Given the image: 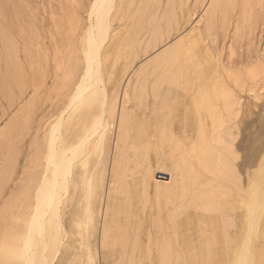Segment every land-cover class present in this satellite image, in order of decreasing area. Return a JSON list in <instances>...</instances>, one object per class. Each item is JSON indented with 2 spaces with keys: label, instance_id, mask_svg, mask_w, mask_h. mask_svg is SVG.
I'll return each instance as SVG.
<instances>
[{
  "label": "bare ground",
  "instance_id": "6f19581e",
  "mask_svg": "<svg viewBox=\"0 0 264 264\" xmlns=\"http://www.w3.org/2000/svg\"><path fill=\"white\" fill-rule=\"evenodd\" d=\"M252 2L93 0L88 7L90 23L74 11L65 12L68 22L60 31V42L63 47L71 46L65 54L73 59L74 71L78 70L72 74L62 68L61 58L55 59L58 42L51 38L53 81L66 83L65 90L60 102L52 106L53 111L46 114L49 117L45 115L50 119L48 122L44 118L48 125L42 127L45 121L38 125L28 145L29 169L42 166L43 172L33 175L36 179L29 178L35 180L29 186L32 189L21 192L18 213L10 217V224L15 225L9 228L12 239L2 247L0 264H25L30 224L37 231L29 254L37 264H101L100 260L125 264L133 259V252L140 264H151L149 244L157 258L168 252L169 258L180 264H243L246 260L264 264V185L257 180L250 191H240L222 166L225 144L231 141L239 151L241 130L252 114L250 103L236 92L244 88L238 71L246 68L248 78L255 81L261 74V80L264 60L258 59V65L251 63L256 66L246 64L249 68L242 60L244 65L239 62L238 67L224 64L227 62L221 60L216 46L214 49L209 44L207 29L209 21L225 28L232 24L229 12L238 7L250 19L252 13L247 15V10L253 9ZM93 4L97 5L95 12ZM108 4L112 7H105ZM206 4L211 7L206 8ZM200 6L206 16L201 15L187 27ZM147 26L151 32L148 37L142 35ZM162 26L165 31L156 36ZM175 34L177 39L171 43ZM159 46L162 50L157 56L135 69L141 57L150 55V59V53L159 51ZM48 52L44 43L40 44L37 55L42 59L37 58V63L43 60L47 64ZM34 61L36 64L37 60L25 54V87L20 93L27 97L24 108L28 122L44 81L39 76L37 83H32ZM262 81L258 79L253 87L248 81L245 88V94L253 95L256 108L264 97ZM6 82L2 83L3 91ZM229 93L231 97L239 95L243 103L230 104ZM6 124L0 131V164L7 160L0 169L2 177L13 170L18 155L9 152V157H3V141L13 126ZM82 141L91 145L83 162L73 157V150ZM49 145L56 149L52 166L47 163ZM68 161H72L71 175L65 186L63 169ZM249 163L259 167L258 160ZM248 172L245 166V178ZM155 174L166 175L168 181L155 179ZM4 178L6 182L8 177ZM1 184L0 200L5 193ZM89 185L93 189L91 198L87 195ZM61 186H65L62 198ZM192 202L199 208L189 207ZM7 204L3 202L0 209L4 222L8 220ZM181 208L183 212L177 215ZM41 227L43 234L39 232Z\"/></svg>",
  "mask_w": 264,
  "mask_h": 264
},
{
  "label": "rangeland",
  "instance_id": "374dc122",
  "mask_svg": "<svg viewBox=\"0 0 264 264\" xmlns=\"http://www.w3.org/2000/svg\"><path fill=\"white\" fill-rule=\"evenodd\" d=\"M91 1H93V0H63V1L62 0H0V91H1L0 92V131H2V129L5 127L4 124H6V123H8V124H6L7 126L11 125V124L13 125L11 128L12 130L10 131V134L7 133V135L5 136L4 141H3V143H5V147H4L5 150L3 151V157H5V156L9 157L10 153H12V152L18 153L15 167L13 168V170H11L12 172L9 171L11 174L8 171H6V173L4 172V174H5L4 177L5 176H6V178L8 177V179H7L8 181L6 180L7 183L4 182L5 178L2 177L3 172H2V175H0V180H1L0 183H2L1 189H5L4 197L0 200V209L3 205V202H5V201L8 203L7 206L9 208V210L7 211L8 220L6 219L7 220V221H5L6 223L3 221V219H1V215H0V236L2 234V236L0 238V240H1L0 241V253H1L2 247L6 244L5 242H7V240L12 239L8 234H9L10 229H11L10 226L12 228H14L15 225L10 224L11 223L10 217L13 215V213H18V209H19L18 205H20L21 196H22L21 192L23 191V189H32L31 187H29V186H32V184H33V182H31V181L36 179L35 177L37 174L40 175L43 172L42 166L37 167V168L32 167L29 169V166L26 163V155H27V151H28V145H29L31 139L34 137L36 130L41 126V124L44 123L43 121H45V123H44V125H42V127H45L46 125H48V122L50 121V119L47 118V117H49L47 115H49L50 114L49 112H52L53 108H55V106L60 102V99L63 97V93L65 90L63 86L66 83L60 82L61 80L60 81L58 80L56 82L53 81V75L52 74L54 73L53 70L55 69V66H54L55 62H54V60H52L53 49H51L52 47L49 48V45L51 46L52 40L55 37L54 40H56L58 42V47L61 49V50L60 49L58 50V55H56V56H58V58L55 57V59L58 60L59 58H61L62 61L61 60H58V61H60L63 64V67L61 66L62 68H64V69L68 68V69H66V72H68V73L70 72L72 74L77 73L76 70H78V69L75 68V71H74V64L72 65V63H71V61H73V59L71 58L72 60L70 61V59L68 58V55H66L67 54L66 52H68L70 50L71 46H65L64 45V47H63L62 43L60 42V41H62L60 39L62 32H60V31H63L64 26L67 27L68 21L66 19L67 18L66 13H68L69 11L76 12L77 14H79L82 21H84L86 23H90L91 22V16L88 12V7H89V4L91 3ZM251 1H254V2H252L254 4H251V6H253V9L250 7L249 8L252 9L253 11L250 10L249 8L247 10V12H248L247 15L249 13H252V14L248 15L250 17V19L247 18L246 15H245L246 17L243 16L241 14V11L240 12L238 11V9H239V7H238V9L233 10V13H232V11L229 12L231 21L233 22L232 24L230 22L229 25L226 26V28H225V26L223 27L222 25H219L225 29H223L222 27L220 28L218 25L216 26V33H215L214 37L212 38V40L209 44L211 45V47L213 45L214 49L217 48L216 50L219 52V54H220L219 56L221 57V60L223 62H224V60H225V62H227L224 64H227V65L229 64V65L238 67L239 62L242 65V63H243L242 61H244L245 65L248 64L249 66H256L259 64V60H264V3H262V0H251ZM203 6H200V8L197 7L198 12L193 16V18H191L187 27H189L190 25L193 26L195 24V22L198 21L197 17H200L202 15ZM55 9H56V11H55ZM52 11L55 12V13H53L54 16H52L53 14H51V15L49 14V13H52ZM260 11L262 12V14ZM236 12H237V14H236ZM238 13H240V15H241L240 17L238 16L239 15ZM234 16H235V18H234ZM251 16H252V18H251ZM254 16H255V18H254ZM241 17H243V18H241ZM247 21L250 24H248ZM234 23L237 24L238 30L234 31V25H235ZM250 25H251V27H250ZM247 27L250 29H247ZM64 29H66V28H64ZM161 29H162V31H161ZM240 29H241V31H239ZM149 30H150V28L147 26L146 30L142 33V35L145 34V36H147V37L150 36L151 32ZM188 30H189V28L186 29V31H188ZM56 31H57L58 35H55ZM164 31H165V26H162L159 29V31H157L156 36H159ZM185 32H183L182 34H185ZM6 33H11V34L19 37V39L17 41L18 51L15 55V58H13L11 55H9L7 50H6V47H5V34ZM182 34H181V36H182ZM176 36H177V34L172 35V37L170 39L171 43L174 42L175 39H177ZM51 38H52V40H51ZM208 39H209V37H208ZM43 43L48 48V51H50V53L48 52V56H47V62H48L47 64H44L43 60H41V63H37V62H39L40 59H42V58H39L37 55L38 46H40V44L43 45ZM59 43L61 46H59ZM164 44H160V45L163 48H165ZM229 45H230V47H229ZM161 46L158 47L160 49V50L158 49L159 51H157V52L155 51L154 53H150L151 57L154 55L152 58L150 57V59H149L150 55L148 57H143V58L141 57L142 59L140 58L139 61L136 62L135 69H137V67H139L140 65L145 64V62H147L148 60H152L155 56H157L158 53L162 50ZM215 46H216V48H215ZM229 52H231V53H229ZM59 53H60V57H59ZM25 54H30L31 57L33 58V60H37L36 64L34 61L33 69L31 72L32 83L33 82L37 83L36 81H38V80H36V79H38L39 76H41L39 78L40 80L41 79L44 80L43 84L40 88L42 90H40L41 93L38 96L39 98L35 99L34 103L32 104L33 107L30 109L29 122L26 121L27 120V112L24 108V104H25L24 101L27 99V97H25V95H24L25 93L24 94L20 93L24 90L23 87H25L24 81H25L26 69L24 67V62H23ZM37 58H39V60ZM255 60L256 61L258 60V62H256ZM235 61L236 62L238 61L237 62L238 65L235 64L236 63ZM246 61H247V63H246ZM10 63H11V66H9ZM244 63H243V65H244ZM251 63H254L256 65H253V64L251 65ZM248 65H246L247 68H249ZM44 66H46V73L44 76H42L43 70L45 69ZM38 67H39V69H38ZM36 70L41 75H39L37 72H35ZM242 70L241 71L243 72L242 73L243 75L241 74V71H238V72L240 73V76H242L241 82H243L244 88H240V89H243L242 92L240 89H239L240 91L236 89V92L238 94H241L244 102L247 101L250 103L249 109H250L252 114L246 118L245 125L241 130V138L242 139L240 138V143H239L240 149L239 150L246 148L249 141L251 139H253L256 135H258L260 127H261V116H262L263 109H264V99H262L260 102H258L259 105L256 108V107H253V104H254L253 103L254 101L252 99L253 95L252 94L247 95L248 93L245 94V88L248 87V84L253 83V84H250V86L253 87V85L255 86L258 79H259V81H262V80H264V78H261V80H260V76H261V74H260L259 77L256 78V80H255L256 82H255L254 79L251 80V78H248L249 76L246 74V70H247L246 68H242ZM244 72H245V75L247 77H245ZM10 75H11V77H10ZM236 75H238V74H236ZM6 76H7V78H6ZM238 77H239V75H238ZM262 77H264V74L262 75ZM10 78H11V80H10ZM60 78H61V76L59 74L58 79H60ZM2 79H3V81L5 79L7 81L5 83L6 91L2 90L4 88V85H3L4 83H3ZM243 79H245V80H243ZM244 82H246V83H244ZM262 82L261 83L264 84V81H262ZM15 85H17V86H15ZM18 87H20V88L18 89ZM53 87H54V90H53ZM56 88H58V89H56ZM8 89H10V91H8ZM21 89H22V91H21ZM6 94H7V96H9V99H7L8 97L6 96ZM10 95L13 97H11ZM21 95H22V97H21ZM10 97H11V99H10ZM18 97H21V98L19 99ZM12 100H14V101H12ZM11 101L14 103H11ZM20 104H22V105H20ZM52 106H53V108H52ZM19 116H20V118L22 117L21 118L22 120H20V118H18ZM31 116H32V118H31ZM43 116H45V117H43ZM14 117L18 120L16 121V119ZM44 118L47 119V121H48L47 124H46V119H44ZM24 120H25V122H24ZM17 124H19V125H17ZM35 124H36V126H35ZM38 125H40V126L38 127ZM38 134H40V132ZM8 137H10V139H7ZM6 146H7V148H6ZM6 149H8V151ZM4 154H6V155H4ZM3 157H2V159H5ZM4 161H7V160L5 159ZM4 161L2 160V163ZM2 163L0 164V166H1L0 169L2 168V165H4ZM7 174H9V175L7 176ZM107 174H108V171L106 172V179L108 177ZM33 175H35V177H33ZM155 175H154V178L157 180L168 181L167 180L168 177L166 175H161V174H155ZM29 178H34V179L29 180ZM24 183H26V185L28 187ZM28 183H30V184L28 185ZM3 184L5 186H3ZM22 184L25 185V186H23L24 188L22 187ZM151 185L153 186L154 183H151ZM5 233H7V235ZM4 234H5L6 238H5ZM99 262H101V264H106V261H104V260H100Z\"/></svg>",
  "mask_w": 264,
  "mask_h": 264
},
{
  "label": "snow or ice",
  "instance_id": "6c2138e0",
  "mask_svg": "<svg viewBox=\"0 0 264 264\" xmlns=\"http://www.w3.org/2000/svg\"><path fill=\"white\" fill-rule=\"evenodd\" d=\"M262 3H264V0H262ZM105 7H112V5L108 4L105 5ZM205 7L206 8L211 7V5L206 4ZM92 8H93V12H95L97 5L93 4ZM202 15L206 16V14H202ZM197 19H200V17H197ZM201 23H203V21H201ZM207 29H208V36L210 43L211 39L214 37L216 33V26L211 21H209L207 25ZM18 39L19 37L11 33L5 34V47L8 54L11 55L13 58H15V55L18 51V45H17ZM229 96L230 99L228 102L230 104L235 105V104L243 103L239 95H236L235 97H231V93H229ZM262 99H264V97H262ZM233 115H235V111H233ZM92 143H95V141H92ZM99 149H100V145L97 144L96 150L99 151ZM90 151H91L90 143H88L87 141H82V143L78 145L76 149L73 150V157L74 158L78 157L80 161L83 162L84 157L88 155ZM55 159H56V149L53 145H49L47 147V163L49 164V166H52ZM254 160L259 161L258 168L256 167L255 163H249V161H254ZM71 165H72V161L65 162L64 164L63 171L65 176V186L67 184L68 176L71 175ZM222 166L224 171L226 172L228 179L231 182H233L240 191H250L254 186V182L257 180H259L260 183L264 185V120H262L261 122V127L258 135H256L253 139L249 141L246 148L237 151L233 148L231 141H228V143L225 144ZM245 166L249 168L247 178L244 177ZM65 186H61L59 189L61 198L63 197ZM87 195L89 198H91V196L93 195V189L90 185L87 187ZM188 206L199 208V204L197 202H192ZM183 210H184L183 208L179 209L177 215H179V213H182ZM170 219L174 220L175 217H171ZM252 228L253 225L250 223L249 233H251ZM36 231L37 229L34 224H30L28 226V230L26 232L25 248H24L25 264H37V261L33 258V256L29 254L31 253V243L33 237L36 234ZM39 232L43 234L44 228L43 227L39 228ZM142 243L143 241H141V244ZM148 251L153 256L151 260V264H180V262L174 259H170L168 252L162 253L159 256V258H157L156 254L151 249L150 244ZM125 264H140V262H138L135 259V252H133V259L126 261ZM185 264H187V262H185ZM243 264H255V262L246 260L243 262Z\"/></svg>",
  "mask_w": 264,
  "mask_h": 264
}]
</instances>
